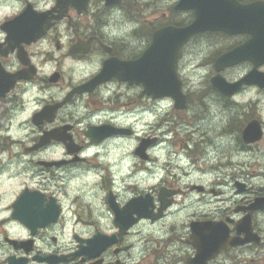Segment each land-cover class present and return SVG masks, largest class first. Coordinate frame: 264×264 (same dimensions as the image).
I'll use <instances>...</instances> for the list:
<instances>
[{"label": "flooded vegetation", "instance_id": "flooded-vegetation-1", "mask_svg": "<svg viewBox=\"0 0 264 264\" xmlns=\"http://www.w3.org/2000/svg\"><path fill=\"white\" fill-rule=\"evenodd\" d=\"M121 1L119 5H106L105 0H87L83 6L82 0H0V163L5 162L9 168H21L12 172L8 179L22 180L12 203L0 207V264H145L154 248L147 251L156 246V242H164L169 264H264V209L254 207L255 202L264 200V171L255 176L246 173L245 165L236 163L241 159L242 149L250 152L260 146L264 148V122L261 119L249 117L244 124H237L234 116L210 137L202 127H195L204 117L189 125L190 128L186 126V131L179 128L177 131L184 136L187 132L192 141L186 151L181 147L183 157L196 142H200L202 155L199 160L208 163L206 169L202 173L191 170L184 178L186 183L173 178L171 173L169 177L160 178L156 187L147 190L138 189L140 182L136 181L131 196L123 198L130 190L129 181L121 173L128 156H121L113 163V160L109 161L110 149L114 142L138 136L137 117L142 120L147 102L149 106L157 107L170 99H155L145 93L142 85H130L115 78L81 94L73 91L91 82L110 58L123 62L137 60L150 45L156 30L168 25L190 24L194 13L174 10L175 2L170 9L171 16H185V21H171L147 31L136 22L130 38L116 36L107 27L86 23L100 11L112 16L118 12L116 10H125L124 5L131 0ZM229 1L241 7L251 6L253 17L264 19V0ZM125 15H129L127 10ZM162 17L167 19L168 15ZM18 19H24L21 27H12L10 23ZM195 37L218 45V56L251 39H258L256 35L225 32H203ZM193 39L179 51L176 68L183 49ZM242 65L252 69V64L243 62L222 73ZM243 76L228 80L223 77L235 82ZM250 89L264 93V88L257 86H242L231 97L216 93L227 103L224 110L237 113L242 106L238 97ZM122 99L132 100L121 104ZM186 103L185 109H188V95ZM81 110L85 113L83 116ZM43 111L46 114L35 117ZM253 121L259 123L261 138L246 143L243 130ZM111 127L125 129L130 135L101 139ZM89 128L93 129V139L86 136ZM16 131H30V134L25 139H17L12 134ZM51 131L58 133L57 139L35 148L42 134ZM226 137L232 139L234 146L230 155L219 150ZM139 138L133 156L146 164L152 160L151 149L160 140L150 134ZM151 139L156 142L140 156L138 146L143 140ZM235 141L242 148L237 150ZM212 146L217 152L210 156ZM189 157L192 161L195 153L191 151ZM135 172L139 174L140 170L135 169ZM192 174L201 177L212 174L232 187H222V183L209 185L202 178L194 179ZM256 178L259 185L252 182ZM87 180L102 195L101 204L107 210L106 214L102 212L103 208L99 211L94 204L90 218L81 215L83 211L77 207L80 202L76 196L80 197ZM91 190L92 194L83 193L98 200L97 193H93V188ZM226 191L229 195L225 197ZM23 194L28 203L22 217H26L30 229L18 221L14 209ZM135 198L143 201L117 220L116 214L121 216L126 204ZM211 198L216 199L217 204L207 208L212 203ZM179 202L184 209L192 210L180 228L173 223ZM144 214L149 216H141ZM167 220H171L167 238L160 237L159 232L157 236L152 235L150 245L145 242L141 250L136 248V239H145L143 230L146 227L159 228ZM206 227H216L223 239L213 243L204 240L201 231H206ZM98 234V244L91 246V256L85 255L90 246L88 241ZM156 259L164 261V257L156 256Z\"/></svg>", "mask_w": 264, "mask_h": 264}, {"label": "rangeland", "instance_id": "rangeland-1", "mask_svg": "<svg viewBox=\"0 0 264 264\" xmlns=\"http://www.w3.org/2000/svg\"><path fill=\"white\" fill-rule=\"evenodd\" d=\"M178 0H131L124 5V9L127 10L129 15H125V10L120 9L114 15L108 16L104 11H100L96 14L94 19H88L86 23L91 26H104L108 30L113 32L114 35H120L123 37L130 38L133 27L136 22H139L145 31L150 27H157L164 23L176 22V21H185L186 17H180L173 14L171 16L170 9L173 4ZM163 14H167V19L162 17ZM214 39V38H209ZM209 41V40H208ZM206 40L201 38H194L190 44L185 47L182 51V56L180 57L179 65L177 67V72L179 78L182 82L183 92L188 95L189 107L185 110L177 111L173 103L170 100L162 101L159 106L151 107L146 103L143 118L139 121L137 117L136 121V135L135 137H129L123 142H114L112 149H110L109 161L113 160V163H117L121 156H128V162L123 164L122 175L125 180L129 181L130 190L123 194V198H128L133 192L134 182L139 181L140 190L150 189L156 187L160 178L165 176L169 177L171 173L173 178L181 180L182 183L187 181L184 179L187 177V173H190L191 170H195L198 173H202L206 169L205 165H208L205 161L199 160L202 155V145L200 142H196L194 147L190 150L192 153H195L192 161L190 160V152L186 156H181L182 148L187 150L188 145H192L191 137L187 132L186 135L177 131L179 128L185 129L189 125L194 124L199 118L204 117L203 121L196 125L195 127H202L203 131H207L208 137L212 134H215L216 131H220L224 124L227 123L231 118H235V122L238 124H244L245 121L250 119L249 117H254L261 119L264 122V93L260 92L257 89H250L245 93L241 94L238 97L239 103H241V108L238 109L237 113L234 111L224 110V106L227 104L222 99L219 98L216 91L210 87V78L214 75L213 64L218 56L219 52L216 46L210 45ZM215 42V40H211ZM251 70V67L247 65H242L240 67L231 69L222 75L227 79L235 78L238 76H243ZM260 70L264 72V66L260 67ZM227 79V80H228ZM130 100H121V104L130 102ZM120 102V101H119ZM126 108V107H124ZM82 116L85 114L82 110L80 111ZM175 130L177 135H175ZM13 136H16L17 139H25L26 135L30 134V131H16L12 133ZM143 134L158 137L160 143L154 145L150 151L152 160L146 164L141 163L133 156L134 147L138 145L140 138ZM214 136V135H213ZM236 136V135H235ZM4 139V134H2ZM190 141V142H189ZM115 144L117 146H115ZM236 149L239 150L242 148L238 142L235 141ZM182 147V148H181ZM232 139L226 137L223 139V145L219 149L223 151L225 155H230L234 152ZM216 149L212 146V150L209 151L210 156L215 154ZM105 152V149L103 153ZM240 161L236 163H241L245 165L243 169L248 174L258 175L264 164V148L258 147L254 148L252 151H240ZM238 158L235 159L237 161ZM125 161V158H123ZM212 165H215V162L210 161ZM140 170L139 174L137 172L133 173L134 170ZM21 168L17 167L16 169L12 166L9 168L8 165L5 166V162L0 163V181L2 185L0 187V207H4L12 203L17 193L20 190L19 185L22 184L20 179H8L12 177V172L20 171ZM264 175V173H262ZM194 179L202 178L204 181L211 184L222 183V187H232L228 185V182L223 181L222 179H216L215 175H207L201 177L198 174H192ZM252 182L257 185L260 184L259 179H255ZM74 182H72L71 188H73ZM86 185L83 188V191L90 193L93 188V193L96 192L98 195V200L91 199L89 194H84L83 191L78 197L77 207L81 208V213L84 218H90L91 213L96 204L98 210L101 208L102 212L106 214L107 210L102 206V195L95 188L94 184H88V180L84 183ZM127 186V185H126ZM225 197L229 195V192H225ZM95 194V193H94ZM224 197V196H222ZM212 203L207 205V208L213 207V204H217L216 199L211 198ZM187 204V203H186ZM176 215L173 218V223L177 225L178 228L185 223L192 210L184 209L179 202V206L175 208ZM170 223L171 220H167L160 225L159 228H148L146 227L143 232L145 239H136V248L141 250L145 245L143 243L148 242L150 245V240L153 236H157L158 233L160 237L167 238L170 235ZM72 228V227H71ZM77 229V228H75ZM70 229L67 230V235L69 234ZM147 245V246H149ZM164 242L159 244L156 242V246L149 247L147 252L152 251L154 248V253L148 255L145 264H169V255L166 251V248L163 247ZM147 255V254H146ZM156 256L164 257V261L156 259Z\"/></svg>", "mask_w": 264, "mask_h": 264}, {"label": "water", "instance_id": "water-1", "mask_svg": "<svg viewBox=\"0 0 264 264\" xmlns=\"http://www.w3.org/2000/svg\"><path fill=\"white\" fill-rule=\"evenodd\" d=\"M86 1L82 0L83 6L86 4ZM105 1L106 5L121 3V0ZM174 9L176 11H193L195 15L194 21L185 27L167 26L157 30L152 36L150 46L139 59L132 62H122L114 58L108 59L104 62L101 72L89 84L81 86L73 92L83 93L84 91L90 90L93 86L114 77L119 81L127 82L131 85H142L145 93L153 98L169 97L174 101L175 109H184L186 106V98L182 92L181 81L176 73L178 53L180 48L193 35L206 31H218L227 34H249L258 37L257 40L251 39L246 44L216 59L214 70L217 74L210 80L214 90L226 97H231L242 86L256 85L264 88V73L258 71V68L264 64V19L254 18L251 6L241 7L229 0H179ZM23 20L18 19L10 24L12 27L19 28L23 24ZM243 62H250L253 68L241 80L229 83L220 75V72L224 69ZM44 114H46V111L41 112L35 117ZM119 134L128 133L125 130L111 127L100 138L103 139ZM55 135H57L55 131L44 133L35 148L45 145L52 139H57ZM86 135L93 139V129L89 128ZM260 138L261 130L259 123L256 121L249 123L243 130V139L246 143L258 141ZM151 143V141L143 140L137 153L143 156L146 148ZM44 165L52 166L54 164L44 163ZM140 201L143 200L141 198L131 199L123 208V214L121 216L116 214L117 220L120 217L122 218L127 212H131ZM27 203L26 194H23L15 203L14 209L18 214V220L29 227L30 224L27 222L26 217H22ZM254 207L264 209V200H258L254 204ZM141 216L148 217L149 215L144 214ZM204 230L207 232L201 231L202 235H204L202 238L206 241L213 243L216 239H223L222 234L216 227H206ZM97 237H100V235L98 234L92 240L88 241L90 246L88 252L84 253L85 255L91 256V246L98 244ZM12 244L23 245L17 242H12Z\"/></svg>", "mask_w": 264, "mask_h": 264}, {"label": "bare ground", "instance_id": "bare-ground-1", "mask_svg": "<svg viewBox=\"0 0 264 264\" xmlns=\"http://www.w3.org/2000/svg\"><path fill=\"white\" fill-rule=\"evenodd\" d=\"M182 155H184V152H183V151L181 152V156H182Z\"/></svg>", "mask_w": 264, "mask_h": 264}]
</instances>
